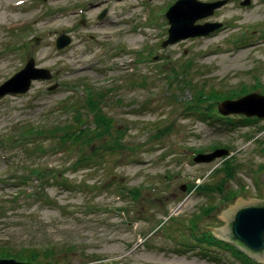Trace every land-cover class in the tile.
I'll return each mask as SVG.
<instances>
[{"label": "rangeland", "instance_id": "obj_1", "mask_svg": "<svg viewBox=\"0 0 264 264\" xmlns=\"http://www.w3.org/2000/svg\"><path fill=\"white\" fill-rule=\"evenodd\" d=\"M178 1L0 0V86L31 58L52 75L0 97V247L36 264H264L207 229L237 197L264 200V119L209 100L264 95V0H198L224 2L195 22L220 28L163 46ZM89 92L110 126L80 151L59 138L78 115L96 128ZM215 149L230 155L194 161Z\"/></svg>", "mask_w": 264, "mask_h": 264}, {"label": "water", "instance_id": "obj_2", "mask_svg": "<svg viewBox=\"0 0 264 264\" xmlns=\"http://www.w3.org/2000/svg\"><path fill=\"white\" fill-rule=\"evenodd\" d=\"M247 0L244 4H249ZM224 2L203 3L198 0H179L167 12L170 24L169 38L164 46L173 44L189 37L207 35L219 29L221 24H206L196 26L198 19L213 15L216 9ZM67 36H62L57 41L58 48L70 44ZM51 74L47 70L36 69L34 60H30L27 67L0 87V97L5 95L24 94L29 91L33 80H49ZM219 112L228 116L231 114L246 115L264 119V95L252 93L238 100H226L219 106ZM227 150H216L207 155H199L196 162H211L217 158L228 155ZM227 209H222L217 217L226 222L222 227H207L215 237L235 242L241 249L256 260L264 262V200L243 199L237 197L234 205L228 203ZM0 264H31L14 259H0Z\"/></svg>", "mask_w": 264, "mask_h": 264}, {"label": "trees", "instance_id": "obj_3", "mask_svg": "<svg viewBox=\"0 0 264 264\" xmlns=\"http://www.w3.org/2000/svg\"><path fill=\"white\" fill-rule=\"evenodd\" d=\"M245 92V91H244ZM243 92V93H244ZM201 97H197V100H202L204 98H207V96L205 95H200ZM225 98H232L234 99L235 96H226V95H220L217 93H213L211 92L210 94V99L209 100H213V102H219ZM88 108L89 110L94 113L93 115V122L95 124V129H89V128H81V125L83 126L84 122H81L80 120V116L78 115L76 117L77 120V127L74 128L72 130V126H67L65 127L61 132H63L64 134L62 135L60 139V141L62 140V142L64 143V145H72L74 148H80V151H82V148L84 146L90 145L91 143L94 142V140H98V138L102 137L105 133H107V130L110 126L108 119L105 117L104 113L102 112V110L99 108V103H97L95 101V99H93V96H91V92L88 94ZM75 120V121H76ZM27 134H35L37 133L38 135H43L44 133L42 131H36V130H32L29 129L26 131ZM115 147H112V149H114ZM96 152L95 150L93 151V155H95ZM83 156H79V160L77 161L82 162L83 160ZM36 176H40L41 173L40 172H34L33 173ZM231 176V175H230ZM219 242V241H216ZM217 244V243H216ZM0 258H14L20 261H25V262H35L38 260L39 258V254L38 252H36L35 250L32 251H19L16 253H13L12 251H10V249L6 248V247H0ZM44 264H51V263H44Z\"/></svg>", "mask_w": 264, "mask_h": 264}, {"label": "bare ground", "instance_id": "obj_4", "mask_svg": "<svg viewBox=\"0 0 264 264\" xmlns=\"http://www.w3.org/2000/svg\"><path fill=\"white\" fill-rule=\"evenodd\" d=\"M20 5H21V3L20 4H17V5H13V7L14 8H18Z\"/></svg>", "mask_w": 264, "mask_h": 264}]
</instances>
